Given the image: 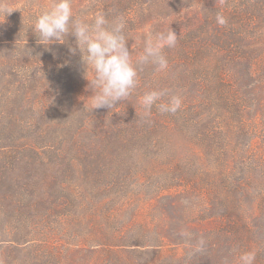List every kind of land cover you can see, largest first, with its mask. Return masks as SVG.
Instances as JSON below:
<instances>
[{"label": "trees", "instance_id": "trees-1", "mask_svg": "<svg viewBox=\"0 0 264 264\" xmlns=\"http://www.w3.org/2000/svg\"><path fill=\"white\" fill-rule=\"evenodd\" d=\"M195 3L71 0L74 15L89 23L98 12L110 22L122 16L125 35L142 37L136 56L143 51L144 31L150 25L155 26L150 34L172 29L178 42L164 49L167 70L143 66L126 100L114 109L93 107V118L84 111L75 128L0 126V212L9 216L10 230L25 220L30 226L41 210L80 224L87 208L102 205L112 238L103 237L96 245L110 255L116 249L138 250L135 245L140 244L115 238L121 231L113 224L114 216L132 201L139 202L140 194L152 197L156 206L153 225L166 218L175 241L192 243L187 264H239L245 252L255 253L254 264H264V156L251 150L256 122L245 121L260 98L257 89L264 88V0H215L202 10ZM180 11L196 13L193 19L175 20ZM218 13L226 24L217 23ZM65 40L50 50L29 44L46 55L37 59L40 66L27 79L13 82L2 76L0 104L10 100L13 90L20 91L24 101L42 102L53 86L60 92L54 98L59 106H71L89 67L75 37ZM70 47L77 48L74 55ZM2 48L19 46L0 43ZM11 58L19 59L21 66V57ZM153 90L166 92L160 102L179 96L182 107L161 113L154 105L146 116L140 98ZM12 115L0 111V120L10 121ZM185 187L193 188L200 201L198 192L206 195L204 206L197 202L203 209L197 218L219 222L217 231L203 236L207 244L198 250V236L184 231L173 197L164 195ZM161 241L156 246L161 247Z\"/></svg>", "mask_w": 264, "mask_h": 264}, {"label": "rangeland", "instance_id": "rangeland-1", "mask_svg": "<svg viewBox=\"0 0 264 264\" xmlns=\"http://www.w3.org/2000/svg\"><path fill=\"white\" fill-rule=\"evenodd\" d=\"M80 1L88 2V0ZM54 2L55 0H0V43L19 46L16 49H0V80L3 79L2 76H8L13 82H20L22 79L31 77L38 70L36 67L40 65L37 59L46 53L29 47L31 43V45L40 46L37 44L38 38L32 27L36 18ZM214 4H216L215 0H196L195 8L202 10ZM189 12L180 11L175 20L185 17L193 19L196 12ZM153 28L155 26H148L144 31L145 34H150ZM140 36L134 34L127 42L129 51L134 52V59L136 49L139 47L137 45L142 40ZM24 46L28 48H22ZM13 56L21 57V66L18 64L19 59L11 58ZM48 68L53 69L51 66ZM86 75L89 78L92 76L90 68L82 77L80 88L73 97V104L63 108L54 99L60 92L57 93L53 86L48 89L51 91L42 101L44 104L31 99L24 101L20 91L13 90L10 100L0 104L3 106L0 108L3 114L8 112L13 115L10 116V121L0 120V126L12 125L18 128L36 129L66 125L68 128H75L79 124L80 114L85 115L84 111L93 118L95 115L91 110L93 104L90 98L93 93L88 88L89 81ZM257 90H260L257 93L260 98L248 110L245 121L246 123L256 122L257 133L249 139L251 150L264 156V88ZM240 148L242 149L243 145H240ZM226 160L231 162V158ZM191 189L193 188H175L164 192V195L173 197L172 200L175 202L174 205L172 204L173 207L177 209L180 218H184L185 224L182 226L184 231L198 236L200 240L197 245L198 250L199 245L207 244L208 238L203 236L217 231L219 222L197 218L203 212L197 202L204 206L207 199L204 192H198L203 200L200 201ZM144 197L145 195H137L136 198L141 202L132 201L128 207L120 210L118 215L114 216L113 224L114 228L121 231V234H117L115 238L140 244L135 245L138 250L127 249L120 252L116 249L111 255L102 246L96 245L97 240L103 237V240L112 238L110 226L104 221L107 208L102 205L96 209L95 207L87 208L82 213L83 220L80 224L71 218L56 217L51 212L41 210L39 211L41 217H37L30 226L25 220L19 225L20 228L15 230L7 227L10 221L9 216L0 212V244H2L0 245V264H187L186 258L193 250L192 243L175 241L176 237H171L170 225L166 218L159 219L157 225H153L152 218H155L157 214L156 206L151 203L152 197ZM160 238L163 239L161 247L156 246Z\"/></svg>", "mask_w": 264, "mask_h": 264}, {"label": "clouds", "instance_id": "clouds-1", "mask_svg": "<svg viewBox=\"0 0 264 264\" xmlns=\"http://www.w3.org/2000/svg\"><path fill=\"white\" fill-rule=\"evenodd\" d=\"M216 21L220 25L227 22L219 13ZM125 27L122 16L110 22L102 12L96 13L89 23L74 15L71 0H55L36 18L32 29L38 38L37 44L44 45L46 50H50V45L64 44L66 37L74 36L84 65L92 71V76L86 75V78L93 93L90 98L94 109H114L117 102L126 100L134 92L143 66L151 64L157 71L167 70L169 63L164 49L175 47L179 37L172 29L147 34L142 53L134 59V52L127 46L129 38L125 35ZM69 51L74 55L77 48L70 47ZM165 95L163 90H153L140 98L146 116L151 114L154 105L161 113H176L182 107L179 96L160 102ZM254 261L253 252H245L239 257V264H254Z\"/></svg>", "mask_w": 264, "mask_h": 264}]
</instances>
